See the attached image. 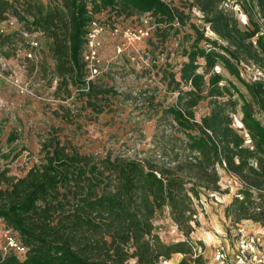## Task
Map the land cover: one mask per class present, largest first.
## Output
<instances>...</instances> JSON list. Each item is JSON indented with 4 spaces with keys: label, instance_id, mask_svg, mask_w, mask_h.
I'll use <instances>...</instances> for the list:
<instances>
[{
    "label": "trees",
    "instance_id": "16d2710c",
    "mask_svg": "<svg viewBox=\"0 0 264 264\" xmlns=\"http://www.w3.org/2000/svg\"><path fill=\"white\" fill-rule=\"evenodd\" d=\"M184 2L185 8L179 9L163 0H0V21L9 15L23 34L43 36L57 90L64 88L68 94L65 100L72 87L84 98V109L97 114L104 112L112 91L102 76L87 80L82 61L93 17L148 15L155 29L147 40L157 44L179 26H187L191 35L186 36L192 37L177 78L165 77L166 87L176 93L175 102L159 111L155 124L160 136L140 158L111 147L84 153L62 128L52 126L39 143L38 163L23 176H8V169H0V220L27 248L23 260L9 255L0 257V264H161L176 254L184 256L179 264H205L189 242L191 223H196L193 199H199L201 190L219 192L218 168L241 183L224 209L225 217L233 224L250 220L264 229V124L256 117L264 118V0ZM229 3L247 15L246 31L234 21ZM254 4L262 28L254 19ZM193 10L201 15V29L190 21ZM205 27L216 39L205 36ZM0 36L10 40L18 34ZM242 65L253 66L262 76L245 80ZM138 104L149 116L156 110L152 97ZM201 106L206 111L197 119ZM238 108L241 128L233 122ZM6 158L0 155V161ZM163 211L184 240L160 239L153 221Z\"/></svg>",
    "mask_w": 264,
    "mask_h": 264
},
{
    "label": "rangeland",
    "instance_id": "374dc122",
    "mask_svg": "<svg viewBox=\"0 0 264 264\" xmlns=\"http://www.w3.org/2000/svg\"><path fill=\"white\" fill-rule=\"evenodd\" d=\"M163 1L179 9L185 8L184 0ZM228 5L232 6L230 10L234 13V21L238 27L246 31L249 28L247 15L239 5ZM228 5L225 8H229ZM252 13L262 28L263 20L255 4ZM4 17L5 20L0 21V35L15 33L18 36L10 40H4L0 36V155L8 157L0 161V169H8V176H23L33 164L38 163L39 143L52 126L62 128L64 134L84 153H101L111 147L117 152L123 150L129 157L140 158L141 151L153 148L152 139L157 140L161 131L157 130L155 119L162 107L175 102L176 93L170 92L166 87L168 79L165 77L175 74L177 78L181 63L186 61L182 52L192 41V37L186 36L191 35L187 26H179L178 32L170 29L167 39L163 43L158 41L157 44L155 39L152 42L147 40L155 29L154 18L143 15L114 19L107 13L99 15L105 30L98 52L101 61L99 77L102 76L101 82L112 93L103 104L104 112L97 114L96 111L84 109L85 100L78 95L76 89L70 88L71 97L67 100L66 90H57L53 60L44 46L43 36L39 33L23 34L21 25L14 18L9 15ZM190 21L200 29L203 26L200 13L195 10L192 11ZM113 24H117L119 31L125 27L151 26L150 36L133 47L125 42L127 49L119 55L115 46L122 38L121 34L112 33ZM204 33L209 39H216L208 27H205ZM255 39L256 36L252 39L254 44ZM2 42L4 46L1 47ZM27 57H31V62H28ZM240 68L242 77L247 81L262 76L253 66L242 65ZM216 70L226 79L232 80L246 94L234 78L218 67ZM149 97L154 98L156 106L151 116L144 106L137 105L138 102L147 101ZM205 111L204 106L199 107L197 119ZM241 116L238 108V113L233 117L236 128L242 126ZM256 117L264 124L262 114H257ZM242 133L247 137L244 131ZM245 145L251 144L245 141ZM218 171L219 192L201 190L199 199H193L196 223H191L189 242L193 252L201 255L205 264H220L215 260L216 250L220 247L231 258L239 230L248 234L264 231L258 223L250 220L233 224L225 217L224 209L241 183L221 168ZM256 203L259 202L256 200ZM153 224L155 232L165 243H176L185 239L167 211L157 214ZM4 228L5 224L0 220V243ZM183 258L182 254H176L161 264H179ZM193 259V256L187 257L188 261L192 262Z\"/></svg>",
    "mask_w": 264,
    "mask_h": 264
},
{
    "label": "built area",
    "instance_id": "2783aa9c",
    "mask_svg": "<svg viewBox=\"0 0 264 264\" xmlns=\"http://www.w3.org/2000/svg\"><path fill=\"white\" fill-rule=\"evenodd\" d=\"M150 27H125L119 31L117 24H113L112 33L114 35L121 34L122 38V41L115 46L117 54H123L128 45L133 47L135 44L149 38ZM104 33L105 30L100 23L99 15H96L90 21L82 51V61L85 63L87 80H93L101 74V61L98 52L102 45ZM125 42L128 44L127 46ZM26 252L27 248L19 241L17 234L5 226L1 233L0 257L3 259L13 255L18 260H23ZM215 260L220 264H264V231L248 234L243 230H239L232 257L229 258L224 248L220 247L216 250Z\"/></svg>",
    "mask_w": 264,
    "mask_h": 264
}]
</instances>
